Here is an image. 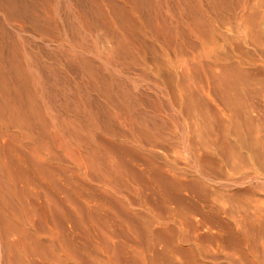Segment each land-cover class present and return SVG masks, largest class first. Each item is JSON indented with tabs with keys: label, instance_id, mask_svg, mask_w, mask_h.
<instances>
[{
	"label": "bare ground",
	"instance_id": "1",
	"mask_svg": "<svg viewBox=\"0 0 264 264\" xmlns=\"http://www.w3.org/2000/svg\"><path fill=\"white\" fill-rule=\"evenodd\" d=\"M44 2L0 0V264H264V0Z\"/></svg>",
	"mask_w": 264,
	"mask_h": 264
},
{
	"label": "rangeland",
	"instance_id": "2",
	"mask_svg": "<svg viewBox=\"0 0 264 264\" xmlns=\"http://www.w3.org/2000/svg\"><path fill=\"white\" fill-rule=\"evenodd\" d=\"M2 2H4L6 4L7 7H9L8 13L5 12L4 15H10V13H15L17 15L16 19L14 20V24H23L27 30H31V28H34L35 26H33V23L37 17V14L42 13L41 11V6L44 4L45 2L44 0H1ZM3 15L0 14V20H3ZM6 29L10 34H14L13 30L14 27L6 25ZM28 36V35H27ZM29 37V36H28ZM31 39V38H28ZM36 43H40L38 42V38L35 39ZM43 51H49L51 48L47 47H43L41 46ZM66 64V68L69 69L71 72L75 71V68L72 67L71 64L69 63H65ZM165 194V193H164Z\"/></svg>",
	"mask_w": 264,
	"mask_h": 264
}]
</instances>
